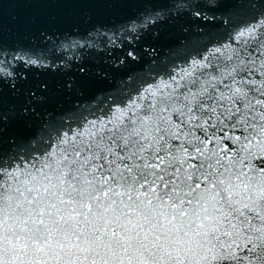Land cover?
I'll return each mask as SVG.
<instances>
[{
    "label": "snow or ice",
    "instance_id": "snow-or-ice-1",
    "mask_svg": "<svg viewBox=\"0 0 264 264\" xmlns=\"http://www.w3.org/2000/svg\"><path fill=\"white\" fill-rule=\"evenodd\" d=\"M0 264H264V0H0Z\"/></svg>",
    "mask_w": 264,
    "mask_h": 264
},
{
    "label": "water",
    "instance_id": "water-1",
    "mask_svg": "<svg viewBox=\"0 0 264 264\" xmlns=\"http://www.w3.org/2000/svg\"><path fill=\"white\" fill-rule=\"evenodd\" d=\"M183 34L178 31V29L168 26L165 28V38L162 39L161 43L163 45V48L161 50V56L162 57H168L170 55H177L179 54V42L182 41ZM103 68V66H100ZM63 100V97L60 98ZM78 98L73 96V100H77ZM64 103L68 105L70 102L67 100H64ZM49 110H52L55 107V102L53 104H50ZM54 114H59L58 112H55Z\"/></svg>",
    "mask_w": 264,
    "mask_h": 264
}]
</instances>
